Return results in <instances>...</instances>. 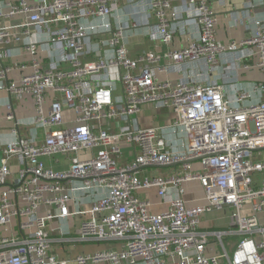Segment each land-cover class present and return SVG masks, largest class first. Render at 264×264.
Wrapping results in <instances>:
<instances>
[{
  "label": "built area",
  "instance_id": "1",
  "mask_svg": "<svg viewBox=\"0 0 264 264\" xmlns=\"http://www.w3.org/2000/svg\"><path fill=\"white\" fill-rule=\"evenodd\" d=\"M174 1L191 12L198 39L165 55L149 51L132 59L124 32L136 22L107 25L111 37L101 42L87 41L81 24L113 18L119 0H0V89L30 95L35 106L30 133L22 136L12 104L6 105L14 127L0 162V264H264V99L247 105L249 92L231 100L218 83H174L156 72L164 58L173 65L203 63L213 72L222 54L247 50L263 76L254 92L264 96V20L255 18L248 38L225 45L217 38L216 0H141L165 45L180 30L171 23L182 19ZM32 29L46 31V43L30 42ZM49 45L59 59L50 56L45 65L40 53ZM17 47L31 58L19 65L18 83L5 63ZM103 48L111 55L100 56ZM145 106L171 111L169 127L186 137L182 151L171 149L160 129L137 124ZM152 168L169 171L144 174ZM193 182L203 190L202 204L186 190ZM151 189L166 211L155 212L142 197ZM214 214L223 215L227 229L204 227ZM71 217L80 221L74 240L119 242L121 249L60 259L52 244L70 238L54 239L50 224ZM226 237L241 238L232 256Z\"/></svg>",
  "mask_w": 264,
  "mask_h": 264
},
{
  "label": "crops",
  "instance_id": "2",
  "mask_svg": "<svg viewBox=\"0 0 264 264\" xmlns=\"http://www.w3.org/2000/svg\"><path fill=\"white\" fill-rule=\"evenodd\" d=\"M27 1L33 2L34 0ZM140 1L141 0H119L118 10L111 19L98 18L93 20H82L81 24L87 28L90 33L87 41L101 42L109 39L111 33H108L106 27L109 24H112L113 27H117L120 24L136 22V28L131 27L124 32V43L128 55L130 58L134 59L149 51H155L161 55H165L169 51L186 47L198 39L199 29L191 16V12L188 11V8H186L183 2L174 1L172 7L176 13H180L182 19L180 21H171V23L174 27H180V30L170 45L163 44L160 34L157 31V23L153 15L148 14L149 7ZM212 6L218 23L217 38L225 45L232 41L239 42L242 39L248 38L252 33L253 21L255 18L264 20V0H216L213 2ZM23 21L24 19L17 20V22ZM48 39L49 35L46 31L41 32L37 29L31 30L30 42L41 45L42 43H46ZM59 53V50L50 45L49 47H44V51L40 53L43 58V64H48L50 56L58 60ZM111 53L110 49L103 48L100 51V56L107 57L111 55ZM248 54L249 52L247 50L237 53L222 54L219 65L213 72H209L203 63L197 65L187 63L183 66L173 65L169 59L164 58L159 67L156 68V72L160 80H171L174 83L184 80L189 81L190 79L201 81L204 84L218 83L225 87L227 96L231 100H235L237 93L240 91L249 92L251 93V97L246 102V104L249 105L262 101L264 96L260 92H254L255 85L262 82L263 76L257 68V57L249 58L247 57ZM30 61L31 58L27 53L22 51L20 47L15 48L12 51L11 57L5 62L13 68L9 75V79L18 83L22 76L19 65L29 64ZM162 67H168L169 72L160 73L159 69ZM63 69L69 70L70 67L65 65ZM29 71L30 70L27 72ZM199 74H202V76H199ZM110 78L114 81L118 80V71L113 70ZM117 87L116 96L120 99L122 96L121 86L118 84ZM9 103L12 104L16 119L20 122L19 128L22 136L29 135L31 127L28 126V122L32 120L35 114L34 101L30 95L15 97L11 96L7 91L0 89V162L3 157L2 148L9 141L10 133L14 127L13 122H8L5 119L7 113L6 105ZM135 117L137 124L142 128L156 127L160 129L171 149L174 151H182L185 148V135L175 132L174 129L169 127L173 122V116L169 109H158L153 106H145L142 112ZM65 118L67 121L73 120L74 113L66 110ZM104 126L112 130V125L110 123L105 122ZM112 131H117V128ZM168 171L169 170L166 168H152L146 170L144 174L157 173L165 175ZM186 190L197 199L196 193L198 190H202V188L198 182H193L186 185ZM142 197L149 199L153 203L154 211L157 213L164 212L168 209V205L164 204L158 197L156 189H151L148 192L142 193ZM43 212L44 211H42V213ZM218 216H221V214L206 216L204 219V227H215V221H218ZM225 223V225H221L224 228L228 226V221L226 220ZM79 224V218L72 217L63 221L58 220L51 222V235L54 239L59 237L70 238V240H65L63 242L55 240L52 244V253L57 255L60 259L73 260L77 256L93 254L109 248L121 249V244L119 242L84 243L74 240V234Z\"/></svg>",
  "mask_w": 264,
  "mask_h": 264
},
{
  "label": "rangeland",
  "instance_id": "3",
  "mask_svg": "<svg viewBox=\"0 0 264 264\" xmlns=\"http://www.w3.org/2000/svg\"><path fill=\"white\" fill-rule=\"evenodd\" d=\"M197 194V199L199 201V203H204V198H203V193H202V190H198V192L196 193ZM217 215V214H215ZM215 217V216H214ZM223 215L221 214V216H218V221H215V227H213V229L215 230H225V228L221 225H225L226 223V220H222L220 218H222ZM223 227V228H222ZM226 229L228 228L227 226H225ZM241 240V238L239 237H226L225 240H224V243L226 245V248L228 250V253L230 254V256H232L233 254V251H234V248H235V245Z\"/></svg>",
  "mask_w": 264,
  "mask_h": 264
}]
</instances>
